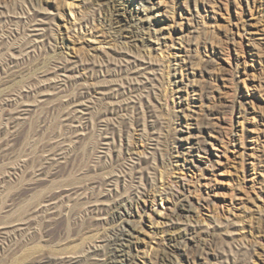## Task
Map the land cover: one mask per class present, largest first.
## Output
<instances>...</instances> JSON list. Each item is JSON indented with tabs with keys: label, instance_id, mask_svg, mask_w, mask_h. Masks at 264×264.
Here are the masks:
<instances>
[{
	"label": "rangeland",
	"instance_id": "374dc122",
	"mask_svg": "<svg viewBox=\"0 0 264 264\" xmlns=\"http://www.w3.org/2000/svg\"><path fill=\"white\" fill-rule=\"evenodd\" d=\"M174 262L264 264V0H0V264Z\"/></svg>",
	"mask_w": 264,
	"mask_h": 264
},
{
	"label": "bare ground",
	"instance_id": "6f19581e",
	"mask_svg": "<svg viewBox=\"0 0 264 264\" xmlns=\"http://www.w3.org/2000/svg\"><path fill=\"white\" fill-rule=\"evenodd\" d=\"M38 14V13H37ZM31 15V14H30ZM36 15V14H35ZM34 19V18H33ZM36 20V19H35ZM34 21V20H33ZM35 23V22H34ZM39 25V24H38ZM36 26V25H35ZM61 67V66H60ZM59 68V66H58ZM63 69V67H62ZM105 114V113H104ZM107 129V128H106ZM119 132V131H118ZM114 142V141H113ZM194 148V147H193ZM192 148V149H193ZM196 148V147H195ZM127 149V148H126ZM139 160V159H138ZM116 163V162H115ZM139 164V161H138ZM138 166V165H137ZM146 171V170H145ZM120 173V172H119ZM122 173V172H121ZM124 174L126 176H128V178L135 183L134 186H140L143 185V182H147L148 178L145 175V173L143 172V169H141L140 167H138L137 169L135 168V166H130V167H126L124 170ZM122 176V175H121ZM113 179V178H112ZM150 179V178H149ZM111 182V179H110ZM98 183V182H97ZM138 190V189H136ZM138 194V193H137ZM136 194V195H137ZM143 195L144 194H140ZM140 195L138 194L137 196ZM130 198V197H129ZM138 198V199H139ZM142 198H140L141 200ZM119 206V205H118ZM183 207V206H182ZM124 208V207H123ZM185 210V207H183ZM44 209V208H43ZM121 210V209H120ZM36 211V210H35ZM119 213V212H118ZM132 214L125 208L122 210V212L119 213V215L116 217L117 221L120 223L119 228L115 229L116 231H114L112 238L110 239L111 241V245H114V249L112 250V252L109 254L108 259L111 261V263H116L118 261H124V249L127 246L124 242V237L126 233H130L129 230V220L127 221V218L129 216H131ZM214 223L216 224L215 226L219 225L218 221L214 220ZM128 224L129 226L127 227ZM197 232V230H191L189 229V226L184 225L182 228V235L180 236V239H185V237H188L187 235H192L191 233ZM111 234V235H112ZM205 234H207L205 232ZM189 238V237H188ZM191 238V237H190ZM192 240V239H191ZM111 247V246H110ZM113 248V247H112ZM92 251V250H91ZM126 251V250H125ZM126 254V253H125ZM120 264V263H119ZM175 264V262H174Z\"/></svg>",
	"mask_w": 264,
	"mask_h": 264
}]
</instances>
